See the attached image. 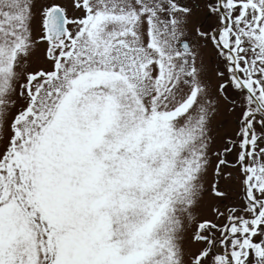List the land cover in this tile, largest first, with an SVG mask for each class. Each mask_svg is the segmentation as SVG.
<instances>
[{
  "label": "rangeland",
  "instance_id": "obj_1",
  "mask_svg": "<svg viewBox=\"0 0 264 264\" xmlns=\"http://www.w3.org/2000/svg\"><path fill=\"white\" fill-rule=\"evenodd\" d=\"M53 6L70 20L55 43ZM172 9L0 0V264H228L215 242L242 219L216 249L263 264L264 203L246 200L237 167L220 170L231 124L175 77ZM258 153L247 194L264 200Z\"/></svg>",
  "mask_w": 264,
  "mask_h": 264
},
{
  "label": "flooded vegetation",
  "instance_id": "obj_2",
  "mask_svg": "<svg viewBox=\"0 0 264 264\" xmlns=\"http://www.w3.org/2000/svg\"><path fill=\"white\" fill-rule=\"evenodd\" d=\"M169 1L175 7L171 24L163 28L172 38L175 77L188 88L190 99L199 92L207 102L212 99V117L221 127L231 124L233 132L237 126L233 134L225 129L224 137L230 144L227 156L234 144L238 154L228 161L222 149L220 170L237 167L246 188L247 175L255 173L254 156L258 148L264 151V0ZM182 23L180 37L176 30ZM156 29L159 36L161 29ZM249 142L251 156L245 163Z\"/></svg>",
  "mask_w": 264,
  "mask_h": 264
},
{
  "label": "water",
  "instance_id": "obj_3",
  "mask_svg": "<svg viewBox=\"0 0 264 264\" xmlns=\"http://www.w3.org/2000/svg\"><path fill=\"white\" fill-rule=\"evenodd\" d=\"M65 24L66 18L63 12L57 7L53 8L47 17V37L51 41H54L63 36L65 32Z\"/></svg>",
  "mask_w": 264,
  "mask_h": 264
}]
</instances>
